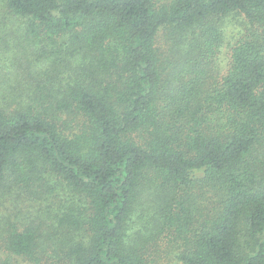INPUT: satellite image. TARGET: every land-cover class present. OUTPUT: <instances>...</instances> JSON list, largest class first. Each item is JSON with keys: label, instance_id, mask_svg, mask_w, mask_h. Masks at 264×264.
<instances>
[{"label": "trees", "instance_id": "1", "mask_svg": "<svg viewBox=\"0 0 264 264\" xmlns=\"http://www.w3.org/2000/svg\"><path fill=\"white\" fill-rule=\"evenodd\" d=\"M0 23V264H264V0H0Z\"/></svg>", "mask_w": 264, "mask_h": 264}, {"label": "rangeland", "instance_id": "2", "mask_svg": "<svg viewBox=\"0 0 264 264\" xmlns=\"http://www.w3.org/2000/svg\"><path fill=\"white\" fill-rule=\"evenodd\" d=\"M235 18H231L232 21H234ZM16 27V24H3L0 23V82H8L11 81L8 77L9 75L7 74L8 72H12V67H11V61L14 56V49H15V44L20 43L18 39L14 37V29ZM243 28V25L240 24L238 21H235L231 25V28H228L227 34H226V40L223 43L222 47V54H221V59H222V64H224L228 60V51H229V46L228 42L233 41L234 36L237 34L235 33L237 28ZM13 31V32H12ZM232 32V34H230ZM20 55L14 57L18 58ZM5 75V77H4ZM8 75V76H7ZM8 78V79H7Z\"/></svg>", "mask_w": 264, "mask_h": 264}]
</instances>
